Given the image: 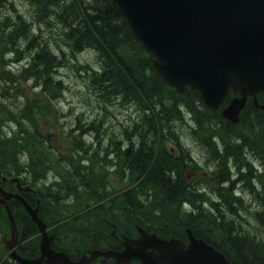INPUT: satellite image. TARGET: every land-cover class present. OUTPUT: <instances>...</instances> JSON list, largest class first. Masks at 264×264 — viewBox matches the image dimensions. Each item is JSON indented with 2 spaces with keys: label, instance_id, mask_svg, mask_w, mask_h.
<instances>
[{
  "label": "trees",
  "instance_id": "trees-1",
  "mask_svg": "<svg viewBox=\"0 0 264 264\" xmlns=\"http://www.w3.org/2000/svg\"><path fill=\"white\" fill-rule=\"evenodd\" d=\"M16 3H27L28 18L17 14L15 23L8 18L0 22V184L5 187L1 177L11 175L31 182L40 214L53 210L60 214H53L56 219L65 216L54 227L55 242H68L65 238L73 234L67 216L76 202L88 206L103 200L75 215V226H88L95 211L107 210L122 225L134 220L160 235L189 227L233 264H264V114L249 102L234 124L204 106L196 91L176 93L156 74L151 55L112 0H0V10L7 5L15 12ZM92 49L100 71L81 57ZM9 52L13 55L6 56ZM63 66L81 69L83 90L99 108L110 101L112 108L129 105L136 114L113 129L104 127L103 113L84 125L77 120L72 137L76 159L58 155L34 117L40 99L60 98L65 90L58 74ZM21 81L32 82L43 95L30 100L19 87ZM183 135L198 142L212 160L207 175L200 176L205 184L189 179L188 172L201 166L186 150ZM104 141L114 146L113 153L103 157L92 152ZM166 141L179 152H171ZM255 163L262 169H253ZM110 167L130 187L104 200L111 193ZM52 172L57 176L48 184ZM237 183L249 191V201L236 193ZM207 189L218 193L213 212L200 204L204 194H211ZM26 195L34 202L35 194ZM185 203L195 213L184 211Z\"/></svg>",
  "mask_w": 264,
  "mask_h": 264
},
{
  "label": "water",
  "instance_id": "water-1",
  "mask_svg": "<svg viewBox=\"0 0 264 264\" xmlns=\"http://www.w3.org/2000/svg\"><path fill=\"white\" fill-rule=\"evenodd\" d=\"M126 19L134 37L142 43L154 59L153 68L169 85L179 92L187 86L196 89L203 102L217 109L230 89L241 96H233L221 113L237 122L247 96L256 107V93L264 94V0H113ZM19 187V186H18ZM17 198L42 234L41 252L63 264L67 257L50 249L51 236L46 224L21 195L5 191L0 186V203L4 204L11 223V238L16 235L11 210L6 203ZM143 247L103 255L128 261L133 256L140 264H232L225 255L196 238L188 230V244L179 239H161L144 235ZM134 241L137 244L142 243ZM8 247L12 244L6 243ZM146 247L156 252L147 251ZM52 252V253H51ZM20 264H38V259L25 260L11 252ZM66 257V258H65Z\"/></svg>",
  "mask_w": 264,
  "mask_h": 264
},
{
  "label": "rangeland",
  "instance_id": "rangeland-1",
  "mask_svg": "<svg viewBox=\"0 0 264 264\" xmlns=\"http://www.w3.org/2000/svg\"><path fill=\"white\" fill-rule=\"evenodd\" d=\"M81 57L83 58V60L85 59L89 63L92 64L96 63L97 58L96 56H93V53L91 52H83ZM58 74L62 76L66 86L65 92L62 95L60 94L61 97L60 100H58L62 108H54L53 106L50 105L51 101L40 99V103L43 105L42 106L43 109L40 112L34 110V117L37 122V128L40 129L41 133L47 135L49 141L60 151V154H65L67 157H70L68 156V152L70 151V142L68 135H70L69 130L71 128H77L76 124L78 121L75 119L74 115L77 116L78 114L75 113H79V114L81 113L79 119H80V123H82L83 125H84L83 122H85L84 120L101 118V115L103 113L104 117L102 118V121L104 127L107 129L108 128L113 129L119 124H128V122L135 117L136 114H134L135 110L133 108L122 107L119 105H117L116 108H112V107L109 108L108 106L107 110H104L101 107L99 108L97 103L93 101L91 96H89V92L87 90L85 91L83 90L81 75L79 71H77L76 66L65 67V68L61 67L60 70H58ZM19 87L23 89V92L26 94L28 98H30V100H35V98L39 94L38 89L34 88L32 82L30 81L29 82L21 81L19 83ZM83 110H88V112H85ZM10 111L16 112V109H13L11 107ZM184 123L186 124L185 120ZM81 128L82 127L80 126L79 130H81ZM186 133L189 135L188 130L186 131ZM90 137L93 136L87 137L88 140L90 139L91 141ZM45 138L46 136L44 137V139ZM181 140L183 143H185V145L189 146L190 152L193 154L196 160L200 162V164L203 167L197 171L195 170L193 173H190L189 179L191 180L193 179L194 184L197 183L205 184L204 180L200 176L208 172L209 170L208 166L212 165L211 163L212 160L210 162V159L208 158L207 154L202 149V147L198 144V142L193 141L190 138V136L183 135V137H181ZM165 145L167 146V148L170 147L172 148V145L169 144L168 142H165ZM224 156L227 157L226 154ZM75 158H77V156H75ZM227 160L229 161L230 159ZM111 172H113V170H111ZM53 176H57L56 173L52 172L51 178L47 182L52 181L54 179ZM247 176L248 174H246V177ZM109 178L111 181L110 187L114 189L116 192H119L120 190H122L127 186L126 185L127 182L118 179L117 174H111L109 172ZM230 180L231 179H226V181H230ZM207 191L208 193H211L210 189H207ZM248 192L249 191L245 189L241 184L237 188V193L241 195H245V201H249L250 199ZM78 202L74 204L73 208L70 211V214H75L77 210H81L80 213H83V209L81 208V206L78 205ZM102 213L109 214L107 210L103 211ZM53 214L60 215L57 212L51 210L50 212L45 214L46 219L51 221V219L53 220L58 218V216ZM0 227H1L0 228L1 229L0 241H1L2 231L8 232L9 230L8 218L4 210L0 213ZM182 234L183 231L179 233L180 236ZM30 236L32 237L31 240H33V242L36 241V243L38 244L40 235L36 228L33 229V232L30 233Z\"/></svg>",
  "mask_w": 264,
  "mask_h": 264
},
{
  "label": "flooded vegetation",
  "instance_id": "flooded-vegetation-1",
  "mask_svg": "<svg viewBox=\"0 0 264 264\" xmlns=\"http://www.w3.org/2000/svg\"><path fill=\"white\" fill-rule=\"evenodd\" d=\"M22 193L31 194L32 191H23ZM15 221L18 233L12 242H14V249L19 255L27 259L38 258V264H61L56 261L57 258L54 256L43 255L41 257L38 244L36 245L31 240L32 237L26 230V226L30 225V221L25 213L17 212ZM87 225L80 227L73 225V234L68 239L65 238L68 242H63L62 239L59 242H55V235L53 234V249L65 252L74 262L83 261L84 264H140V259L136 257L132 258L128 263H123L113 257H104L102 255L91 258L89 254L90 251L95 249L100 251H121L124 249V241L127 237L137 238L139 236L138 228L133 223L129 222L122 225L115 219L112 212H109V214L100 212L98 217L92 218ZM8 232L2 231V242L5 239H9ZM2 245L5 248L4 243ZM0 264H18V262L10 255V251L6 249L4 253L0 254Z\"/></svg>",
  "mask_w": 264,
  "mask_h": 264
},
{
  "label": "bare ground",
  "instance_id": "bare-ground-1",
  "mask_svg": "<svg viewBox=\"0 0 264 264\" xmlns=\"http://www.w3.org/2000/svg\"><path fill=\"white\" fill-rule=\"evenodd\" d=\"M90 64H92V63H90ZM94 65V64H93ZM61 66V65H60ZM64 67V66H63ZM76 68H77V70H81L80 68H78L77 66H76ZM43 94H38V96H42ZM54 98L53 99H51L50 101H51V103H50V105L51 106H53L54 108H62V106L60 105V103H59V101L58 100H60V98H58V96L56 95V96H53ZM115 103L114 102H108V104L106 105V106H104V107H102V109H104V110H107V107L109 106V108L110 107H113V105H114ZM124 105V104H123ZM126 107L127 108H131V106H127L126 105ZM36 110L37 109H43V107H42V105H37L36 107H34ZM52 108V107H51ZM53 108V109H54ZM52 109V110H53ZM83 111H85V112H88V110H83ZM75 114H78L77 116H75L74 115V117L76 118V120H80L79 119V116H81V113L79 114V113H75ZM78 117V118H77ZM82 124V123H81ZM76 126H77V124H76ZM79 128H80V126H79ZM78 128V129H79ZM82 128H84V127H82ZM121 141H124L123 139H122V137L121 138H119ZM212 141L213 142H215V144H217V145H219L220 144V142L219 141H217V140H215V139H212ZM92 149H94V150H92V152H97L98 153V155L99 156H103V157H106L109 153H113L114 152V146L112 147V145L111 144H109L108 142H103V147L101 148V147H99V148H97V149H95L94 147L92 148ZM18 154V153H17ZM224 154V153H223ZM228 154V153H227ZM226 154V155H227ZM19 157V156H18ZM18 159V158H17ZM21 159V158H20ZM230 166H231V161H230ZM253 169H255L256 171H259L260 169H262V167H261V165L259 164V163H255V164H253ZM229 171L232 173V174H235V171H231V168L229 169ZM248 171L249 170H246V173L248 174ZM253 172V171H252ZM230 179H231V177H230ZM237 188L239 187V183H237ZM236 188V189H237ZM218 201V193H216L215 195H213V194H211V195H203V197L201 198V202H200V204H201V207L202 208H204V209H209V211H211V212H213L214 211V206H213V203H216ZM205 204H207L208 205V207L206 208V207H204V205Z\"/></svg>",
  "mask_w": 264,
  "mask_h": 264
},
{
  "label": "clouds",
  "instance_id": "clouds-1",
  "mask_svg": "<svg viewBox=\"0 0 264 264\" xmlns=\"http://www.w3.org/2000/svg\"><path fill=\"white\" fill-rule=\"evenodd\" d=\"M15 7H16V11L14 12L11 8H9L7 5H5V7L2 10H0V22L4 21L5 18H8V19H10V21L12 23H15L16 19H17V14L23 15L25 17V19L28 18V15L26 13V9H28L27 3H25L23 5H21L20 3H16ZM9 30H11V26H9ZM91 51L93 53V56L98 55V53L96 52L95 49H92ZM5 55L11 56L13 54L11 52H9V53H6ZM93 67L95 68V70L100 71L99 64H94ZM180 108L182 111H184V105H180ZM193 126H195L194 123H193ZM237 194H239V193H237ZM204 207L207 208L208 205L205 204ZM183 210L186 212H192V213H195V211H196V209L192 208V206L188 203H185L183 205Z\"/></svg>",
  "mask_w": 264,
  "mask_h": 264
}]
</instances>
